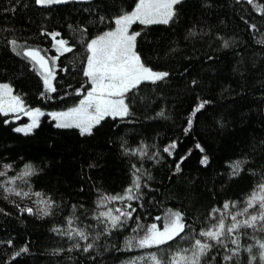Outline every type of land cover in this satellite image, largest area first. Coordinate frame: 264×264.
Here are the masks:
<instances>
[{
  "label": "snow or ice",
  "instance_id": "1",
  "mask_svg": "<svg viewBox=\"0 0 264 264\" xmlns=\"http://www.w3.org/2000/svg\"><path fill=\"white\" fill-rule=\"evenodd\" d=\"M181 3L182 0H8V7L2 9L4 12L14 13L18 6H72L74 12L63 18L68 36L62 34L60 27L45 22L36 35L50 37L49 44L31 43L32 37L26 38L18 29L5 24L0 26L3 33L0 42L42 80L43 90L38 91L40 97L57 99L58 69L68 74L74 84L64 81L63 86L68 91L60 93L61 99L72 96L71 105L46 109L29 106L25 94L14 91L12 81L0 80V114L7 117L3 123L8 125L10 121L20 120L21 116L27 117V123L18 124L13 131L28 135L39 129L41 118L46 116L53 127L77 130L81 137L88 138L104 126L106 118H112L113 127L135 118V109L141 102L147 105L151 96L162 97L163 92L158 91L160 86L170 84L176 78L184 81L181 90L191 92L195 97L183 125L184 133L188 134L201 110L213 103L203 94L204 82L198 74H191L190 63L187 66L181 62H175L174 66L151 63L143 54L141 39L148 38L146 30L153 25L177 23L181 18ZM247 3L264 18V4H258L257 0H247ZM200 7L203 9L200 17L192 18L184 32L164 46V56L169 62L175 61L178 54L180 61H191L201 54L203 46L200 49L193 46L191 53L185 56L188 45L211 37L213 42H219L218 48L233 52L236 58L233 71L243 79L250 68H255L256 54L249 56L246 51L238 50L240 35H226L217 25L209 23L207 17L212 15L215 0H200ZM52 14L50 8L44 11L45 17ZM240 19L252 30L255 40L264 45V31H260L264 25L246 15ZM137 22L144 28L136 30L133 26ZM218 24L226 25V21L220 19ZM53 49L55 54H52ZM73 50L77 56L71 63L62 62V56ZM258 56L264 58V49ZM215 58V49L209 44L202 59L211 62ZM259 83L264 89V78ZM142 89L148 90L150 95L142 93ZM246 90L245 85L240 88V93ZM224 91L222 89L221 93ZM227 91L231 95L237 94L230 87ZM258 95L264 100V91ZM154 115L164 117L166 109L161 107ZM218 123L223 127L226 122L220 117ZM113 142L109 140V143ZM119 147L132 157L129 181L119 192L96 187L97 196L91 206L71 203L72 211L62 222H53L49 229L62 241L49 250L53 256L63 254L67 264H76L77 258L79 264H245L242 257L247 253L246 264H264V142L226 161L227 172L217 173L226 174L229 180L245 171L253 177V185L242 200L224 199L222 203L218 200L205 215H193L190 219L181 208L165 206L154 219L149 217L150 223L143 220L147 211L138 213V209H146L149 203L155 202L151 193L165 186L161 183L159 189L156 187L151 165L164 167L161 179L171 183L173 176L182 173L183 162L192 149L177 159L178 139H170L163 145L141 140L138 146L130 147L123 136ZM195 147L203 153L200 164L208 166L211 157L206 149L199 141ZM15 167L16 161L0 160V177L4 178L0 179V199L14 209L10 212L7 207H0V214L5 217L18 215L21 221L25 213L55 220L67 204L63 197L57 199L55 192L33 187L30 178L44 171L42 164L25 161L15 175H10L9 171ZM88 167L92 168L94 164ZM86 178L91 180L90 176ZM79 187L83 190L85 185L81 183ZM213 195H217L215 190ZM123 233L127 235L123 236L122 243L118 239L113 242L114 237ZM245 237L253 243L245 242ZM0 244L13 246L8 253L11 261L29 251L28 243L16 247L11 238L0 240ZM130 249L143 251L135 256H124L122 250ZM113 253L118 255L113 256Z\"/></svg>",
  "mask_w": 264,
  "mask_h": 264
},
{
  "label": "trees",
  "instance_id": "2",
  "mask_svg": "<svg viewBox=\"0 0 264 264\" xmlns=\"http://www.w3.org/2000/svg\"><path fill=\"white\" fill-rule=\"evenodd\" d=\"M257 3L264 4V0H257ZM6 7L8 0H0V26L8 24L15 27L22 36L32 37L31 43L49 44L50 37L36 35L38 28L45 22L60 27L63 35H69L63 18L74 12L71 5L49 7L30 5L27 8L18 6L14 13L4 12L2 9ZM47 8H50L53 14L45 17L44 11ZM179 8L181 18L177 23L171 26L153 25L146 30L148 38L141 39L143 54L151 63L166 66H174L175 62L184 63L185 66L190 63L191 74H198L204 82L203 94L213 103L207 106L206 110H201L188 134L184 133L183 125L186 123V113L191 111L195 103V97L193 93L181 90L184 81L176 78H173L170 84L160 86L158 91L163 92L162 97L151 96L147 105L141 102L135 109L137 113L135 118L121 121L115 127L112 125V118H106L104 126L88 138L81 137L77 130L53 127L52 121L46 116L41 118L42 124L35 133L28 135L17 133L13 129L18 123L25 122L26 118L22 117L5 125L3 120L7 117L0 114V160L16 161L13 172L19 171L22 163L28 160L42 164L44 171L30 178L33 187L55 192L57 199L63 197L67 204L63 212H58L55 220L52 217L40 219L25 213L21 221L18 215L5 217L0 214V240L6 241L11 238L16 247L29 244V251L14 258V261L8 259L9 249L13 246L0 244V264H67L63 254L53 256L50 253L49 250L62 241L49 229L53 222H62L63 217L72 211L71 203H87L91 206L97 196L96 187H102L109 192H119L129 181L132 157L123 153L119 147L122 136L128 140L130 147L138 146L141 140L148 144L163 145L170 139H178L177 159L188 149H192L183 162L182 173L173 176L171 183L161 179L165 171L164 167L151 165L156 176V187L159 189L161 183L165 186L162 190L151 193L155 197V202L149 203L146 209H138V213L147 211L148 215L143 216L145 222H152L149 217L154 219L165 206L181 208L189 219L193 215L203 216L218 200L221 203L224 199L242 200L252 187L253 177L246 171L231 180L226 174L217 175V173L227 172L226 161L233 160L242 152L250 151L253 145L264 142V100L258 95L259 92L264 91L259 83L264 78V58L258 56L264 45L255 40L252 30L247 28L240 17L246 15L260 25H264V18L247 3V0H215L212 15L207 17L210 24L217 25L226 35L231 36L233 33L240 35L238 50L246 51L249 56L256 54L255 68H250L241 79L240 74L233 71L236 62L233 52L218 48L219 42H213L211 37L194 45L189 44L188 52L184 55L188 56L193 46L197 49L203 46V51H208V45L211 44L216 56L213 61L203 60L202 51L191 61H180L178 54L175 61L169 62L164 56V46L171 39L182 34L185 25L192 18H199L203 12L200 0H182ZM220 19L226 21V25H219ZM133 27L136 30L144 28L138 22ZM260 31H264V28ZM0 35L3 33L0 32ZM52 54H55L54 49ZM208 54L213 53L208 52ZM75 56L77 53L73 50L71 53H65L61 60L70 64ZM58 72L55 94L57 99L40 97L38 91L43 90L42 80L0 42V80L12 81L14 91L24 93L29 106L38 105L50 109L73 103L72 96L61 99L60 93L68 91L63 86L64 81L73 84L74 81L59 69ZM245 85L247 90L241 94L240 88ZM228 87L237 94H229ZM222 89H225L223 93H221ZM141 91L150 95L148 90ZM161 107L166 109L167 115L155 116L154 113ZM220 117L226 122L223 127L218 123ZM109 140L114 142L109 143ZM197 141L211 157L208 166L200 164L203 153L195 147ZM152 151H155V148H152ZM169 161L172 162V158H169ZM89 164H94V167L89 168ZM86 176H90L91 180ZM81 183L85 185L83 190L79 187ZM214 190L217 195H213ZM0 207H7L10 212L14 211L12 205L2 199H0ZM124 235L127 233L114 237L113 242L118 239L122 243ZM245 242L253 243L249 237H245ZM122 251L127 257L135 256L143 250ZM116 255L118 254L113 253V256ZM242 260L246 264L247 253H244ZM76 264H79L78 258Z\"/></svg>",
  "mask_w": 264,
  "mask_h": 264
},
{
  "label": "rangeland",
  "instance_id": "3",
  "mask_svg": "<svg viewBox=\"0 0 264 264\" xmlns=\"http://www.w3.org/2000/svg\"><path fill=\"white\" fill-rule=\"evenodd\" d=\"M3 115H4V114H3ZM22 117H23V118H26V121H25V122H22V123H27V117L21 116V118H22ZM21 118H20V119H21ZM18 124H20V123H18ZM18 124H17V125H18ZM17 125H16V126H17ZM16 126H15V127H16ZM22 134H23V133H22ZM16 172H17V171H16ZM16 172H13L12 170H10V171H9V174H10V175H15ZM0 179H4V178H3V177H0ZM139 254H140V253H139ZM137 255H138V254H137Z\"/></svg>",
  "mask_w": 264,
  "mask_h": 264
},
{
  "label": "water",
  "instance_id": "4",
  "mask_svg": "<svg viewBox=\"0 0 264 264\" xmlns=\"http://www.w3.org/2000/svg\"><path fill=\"white\" fill-rule=\"evenodd\" d=\"M53 6H58V5H53ZM45 7H49V6H45Z\"/></svg>",
  "mask_w": 264,
  "mask_h": 264
}]
</instances>
